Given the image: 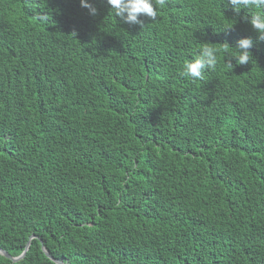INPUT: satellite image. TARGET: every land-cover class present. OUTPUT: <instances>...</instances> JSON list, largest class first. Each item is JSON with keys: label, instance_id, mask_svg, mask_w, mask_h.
Wrapping results in <instances>:
<instances>
[{"label": "trees", "instance_id": "1", "mask_svg": "<svg viewBox=\"0 0 264 264\" xmlns=\"http://www.w3.org/2000/svg\"><path fill=\"white\" fill-rule=\"evenodd\" d=\"M0 0V264H264V41L224 0L122 23ZM143 19V17H142ZM254 46L233 58L240 38ZM204 44L227 48L202 79ZM228 53H231L229 55Z\"/></svg>", "mask_w": 264, "mask_h": 264}, {"label": "clouds", "instance_id": "2", "mask_svg": "<svg viewBox=\"0 0 264 264\" xmlns=\"http://www.w3.org/2000/svg\"><path fill=\"white\" fill-rule=\"evenodd\" d=\"M110 11L119 20L130 26H143L144 20H155L159 8H163L166 0H106ZM81 7L88 10L89 15H98V9L89 0H80ZM224 7H231L233 12L240 16L241 10L246 9L250 15L242 17L243 22L250 24L257 33V40L264 41V0H224ZM143 17V19H142ZM254 41L251 37L240 38L234 46L233 58L238 65H247L252 58ZM227 52V48H219L212 44H204L199 54L192 61L183 64L181 76L193 80L202 79L205 70H215L218 64V54ZM231 55V53H228Z\"/></svg>", "mask_w": 264, "mask_h": 264}, {"label": "water", "instance_id": "3", "mask_svg": "<svg viewBox=\"0 0 264 264\" xmlns=\"http://www.w3.org/2000/svg\"><path fill=\"white\" fill-rule=\"evenodd\" d=\"M33 237H34V236H31V238H30L29 241H28V244H27L26 249L24 250V252H23L21 255H19V256H13V255H11L8 251H6L5 249H3L2 247H0V254L4 255L5 257L11 259V260L14 261V262H17V261L23 259V258L25 257V255H26V252H27V250H28V248H29V245H30L31 239H32ZM43 250L45 251L46 255H47L48 257H50L52 260H54L56 263H58V264H66L65 262H63V261L60 260V259H55V258H54V257H53V256H52V255L46 250V248H45L44 246H43Z\"/></svg>", "mask_w": 264, "mask_h": 264}]
</instances>
